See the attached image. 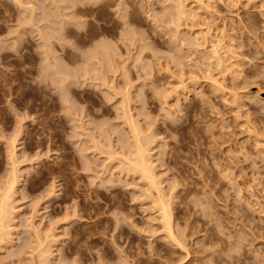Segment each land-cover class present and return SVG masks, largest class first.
<instances>
[{
	"label": "rangeland",
	"instance_id": "1",
	"mask_svg": "<svg viewBox=\"0 0 264 264\" xmlns=\"http://www.w3.org/2000/svg\"><path fill=\"white\" fill-rule=\"evenodd\" d=\"M0 189V264H264V0H0Z\"/></svg>",
	"mask_w": 264,
	"mask_h": 264
},
{
	"label": "bare ground",
	"instance_id": "2",
	"mask_svg": "<svg viewBox=\"0 0 264 264\" xmlns=\"http://www.w3.org/2000/svg\"><path fill=\"white\" fill-rule=\"evenodd\" d=\"M19 3V2H18ZM184 13V12H183ZM65 21V20H64ZM49 34V33H48ZM53 34V33H52ZM41 35H42V32H41ZM126 35V34H125ZM43 36V35H42ZM53 36V35H52ZM51 39V38H50ZM130 39V38H129ZM50 41V40H49ZM52 42V41H51ZM44 43H46L45 41H44ZM43 43V44H44ZM49 43V42H48ZM106 46L104 45V48H105ZM102 49V48H101ZM101 49H99L98 50V52H100V50ZM109 49V48H108ZM50 51V50H49ZM216 53V52H215ZM105 54V53H104ZM48 56V55H47ZM97 57V56H96ZM222 61V60H221ZM219 63V62H218ZM103 64V63H102ZM51 65V64H50ZM104 66V65H103ZM52 67V66H51ZM85 69V68H84ZM56 71V70H55ZM47 73V72H46ZM102 73V72H101ZM55 75V74H54ZM94 75V74H93ZM72 76V75H71ZM73 79V78H72ZM81 81V80H80ZM127 99H128V97H127ZM128 102V101H127ZM127 104V103H126ZM129 104V103H128ZM124 107V106H123ZM124 109V108H123ZM133 109V108H132ZM131 112V111H130ZM130 115H131V113H130ZM126 117V116H125ZM128 117V116H127ZM134 117V116H133ZM130 120V119H129ZM129 120H127V121H129ZM135 120V119H134ZM131 121V120H130ZM130 121L128 122V123H130ZM131 122H133V120L131 121ZM134 124V127L132 128V131L131 132H133L134 134L133 135H135V136H137V138H138V133L136 134V131H138V129L135 127L136 125H135V122L133 123ZM132 123H131V125H133ZM129 126H130V124H129ZM142 131V130H141ZM146 135V134H145ZM151 135V134H150ZM149 138V137H148ZM135 139V138H134ZM121 140V139H120ZM139 141V142H138ZM148 141V140H147ZM151 141V140H150ZM13 142V141H12ZM121 142V141H120ZM125 141H123V143H124ZM136 143H137V145L135 146V152L133 153L134 154V156H127L126 154H124V157L126 158V160H128V163H129V166L131 165V166H133V168H131V166H130V168L129 169H134V170H137V171H139L141 174H142V177L144 176V178H146L153 186H154V184L156 185V184H158V183H160V182H158V183H156L155 182V173L153 172V169H152V167L150 166V164H149V162H148V158L146 157V154H145V150L146 149H144V147H142L141 145H140V140H137L136 141ZM150 143V142H149ZM125 144V143H124ZM13 145V144H12ZM128 145V144H127ZM149 145V144H148ZM13 147H14V145H13ZM14 149V148H13ZM127 152V151H126ZM147 152V151H146ZM149 152V151H148ZM121 154V153H120ZM119 154V155H120ZM130 154V153H129ZM128 154V155H129ZM132 154V155H133ZM123 155V154H122ZM124 158V159H125ZM123 162V161H122ZM124 164V163H123ZM126 164V163H125ZM126 167V166H125ZM127 170H128V168H127ZM126 170V171H127ZM130 171H133V170H130ZM141 177V178H142ZM157 179V178H156ZM15 181V180H14ZM13 182V181H12ZM13 183H15L16 184V182H13ZM149 183V184H150ZM14 184V185H15ZM8 185H9V183H8ZM3 186H5V185H3ZM7 186V185H6ZM13 186V185H12ZM11 186V183H10V185H9V187H8V189L10 188V187H12ZM158 186V185H157ZM13 188V187H12ZM157 188V187H156ZM7 189V188H6ZM5 189V190H6ZM11 189V188H10ZM1 190V189H0ZM156 190H159L158 188L156 189ZM2 191H3V189H2ZM7 191V190H6ZM8 191H11V190H8ZM12 192V191H11ZM6 193V192H5ZM8 195V194H7ZM159 195V194H158ZM9 196V195H8ZM7 196V197H8ZM3 197V196H2ZM5 197H6V194H5ZM165 197V196H164ZM10 198V197H9ZM8 199V198H7ZM5 200H6V198L4 199V197H3V199H2V201L0 202V205H1V203H5ZM8 200H10V199H8ZM160 200V199H159ZM162 200V199H161ZM157 201V200H156ZM165 202V201H164ZM164 202H162L161 203V212H162V215H163V219H164V221L163 222H165L164 224V226L165 227H167L166 229H168V232L171 234L172 233V235H173V232H172V222L170 223V218H172V217H170V214L171 213H169L168 212V209H169V207L170 206H168V204H167V206H165L166 205V203L164 204ZM170 202V201H169ZM160 204V203H159ZM3 205V204H2ZM2 209V208H1ZM1 209H0V211H1ZM3 209H4V207H3ZM3 209H2V211H1V219H3V218H5L4 217V215H5V210L3 211ZM3 217V218H2ZM2 220H0V222H1ZM252 221V220H251ZM2 223H4V222H2ZM5 225V224H4ZM257 225V224H256ZM260 225V224H259ZM0 226H1V224H0ZM257 227V226H256ZM248 228V227H247ZM0 229H1V227H0ZM165 229V228H164ZM172 229V230H171ZM242 229V228H241ZM263 229V228H262ZM252 231V230H251ZM263 231V230H262ZM168 233V234H169ZM234 233V232H233ZM250 234V233H249ZM248 234V235H249ZM171 235V236H172ZM255 235V234H254ZM170 236V235H169ZM170 236V237H171ZM174 236H175V234H174ZM4 237V236H3ZM236 237V236H235ZM258 237V236H257ZM175 238V237H174ZM243 239V238H242ZM255 239V238H254ZM257 239V238H256ZM174 240V239H173ZM244 240V239H243ZM228 241H229V239H228ZM175 242H176V240H175ZM178 242V241H177ZM231 242V241H230ZM234 242H242V241H238L237 239H236V241H234ZM179 243V242H178ZM237 247V246H236ZM182 248H184V247H182ZM232 249V248H231ZM188 252V251H187ZM187 255H189V253H187ZM186 255V256H187ZM238 255V254H237ZM241 255V254H240ZM44 256V255H43ZM231 258V257H230ZM264 258V257H263ZM236 261V260H235ZM49 263V262H48ZM240 263V262H239ZM46 264V263H45Z\"/></svg>",
	"mask_w": 264,
	"mask_h": 264
}]
</instances>
